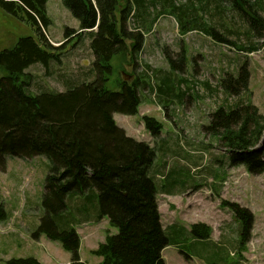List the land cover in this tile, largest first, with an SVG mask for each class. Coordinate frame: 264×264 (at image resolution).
<instances>
[{
  "label": "trees",
  "instance_id": "1",
  "mask_svg": "<svg viewBox=\"0 0 264 264\" xmlns=\"http://www.w3.org/2000/svg\"><path fill=\"white\" fill-rule=\"evenodd\" d=\"M120 1L62 0L79 21L78 29L65 28L64 41L88 34L95 61L89 75L75 84L67 82L64 92L31 93L33 77L29 68L41 64L48 70L52 62H61L60 54L54 51H61L64 44L54 46L48 38L52 25L47 11L49 0H0L6 13L36 31V37H22L11 49L0 52V71L6 72L0 78V169H5L11 157L43 156L50 161L42 201L44 215L34 236L45 235L50 241L60 242L71 254L69 264H88L82 261L81 238L76 230L84 222L98 224L107 218L118 229L117 234L109 232L92 252L101 258L99 264H167L163 251L176 244L174 232L184 231L163 227L159 192L151 176L155 148L127 135L114 120L115 113L139 114L142 90L147 85L141 75L131 82L120 75L116 82L119 90L110 91L114 57L129 52L137 59L144 48L145 34L165 15L176 17L182 35L200 32L240 52H258L260 45L250 41L248 46H237L229 39L230 31L208 22V16L222 19L227 4L244 16L247 34L264 39V0H188L185 4L177 0H126V5ZM127 40H131L130 45ZM165 53L171 66L182 71L177 63H184V51L178 54L177 62L167 50ZM149 75V84L160 92V98L170 94L171 81L159 84L154 74ZM250 80L248 62L240 66L236 76L227 74L221 79L220 87L227 96L244 94L245 98L234 107H221L212 113L207 131L221 136L233 165L244 166L248 173L258 176L264 174V144L255 149L264 137V116L248 100ZM144 125L154 138L163 129L150 117L144 118ZM231 208L241 224L239 244L246 246L253 218L247 211ZM2 212L0 205V219ZM190 233L194 239L210 240L212 229L195 224ZM9 264L40 262L29 257L12 259Z\"/></svg>",
  "mask_w": 264,
  "mask_h": 264
},
{
  "label": "rangeland",
  "instance_id": "2",
  "mask_svg": "<svg viewBox=\"0 0 264 264\" xmlns=\"http://www.w3.org/2000/svg\"><path fill=\"white\" fill-rule=\"evenodd\" d=\"M150 1L153 0H147ZM187 1L177 0V3ZM120 2L127 3L126 0ZM47 11L52 20L47 35L54 46L64 44L61 51H54L60 54L62 61L52 62L48 70L41 64L29 68L28 73L33 77L31 93L64 92L67 82L75 84L85 79L95 61L88 34L64 41L65 28L78 29L79 21L62 0H49ZM243 17L227 4L222 19L208 16V22L215 23L222 31H230L229 39L237 46H248L250 41L260 45V50L253 55L220 44L200 32L182 35L176 17L165 15L151 32L145 34L144 48L137 59L128 52L112 60L114 75L108 89L113 92L119 90L116 82L123 74L133 76L132 80L128 78L129 82L137 78V74L146 76L145 82L150 80L147 74L150 71L156 81L164 74H170L172 78L173 90L161 98L160 92L155 91L154 95L148 85L144 87L139 114H114L115 122L127 135L155 148L151 176L159 192L163 227L167 231L171 226L184 230L174 232L176 244L164 250L167 264L218 263L217 258L208 257L212 250H219L218 247L228 251L223 264H264V174L254 176L244 166L233 165L231 153L220 142L221 136L207 131L212 124V113L221 107H234L245 98L244 94L227 96L220 87L221 79L227 74L236 76L245 62H248L251 74V98L248 100L264 116V39L252 38L253 33L247 34ZM131 23L134 28L133 19ZM140 28L146 30L143 26ZM27 36L36 37L35 29L0 7V52L11 49L20 38ZM130 43L131 40H127V45ZM165 50L174 62L184 51V63H177L182 66V71L171 66ZM5 75L6 72L0 71V78ZM167 100L169 102L164 105ZM145 117L162 124L159 137L154 138L147 131ZM263 139L255 149L263 146ZM49 166L50 161L43 156L33 159L11 157L7 159L5 169H0V205H3L0 264L29 257L36 258L40 264L70 262L71 254L60 242L50 241L45 235L34 236L44 215L42 201ZM231 207L247 211L253 218L251 239L244 244L246 246L239 244L241 224ZM195 224L209 226L211 239H194L190 230ZM76 230L81 237L80 255L88 264L101 262V258L92 252L105 241L109 232L118 233L107 218L98 224L84 222Z\"/></svg>",
  "mask_w": 264,
  "mask_h": 264
},
{
  "label": "crops",
  "instance_id": "3",
  "mask_svg": "<svg viewBox=\"0 0 264 264\" xmlns=\"http://www.w3.org/2000/svg\"><path fill=\"white\" fill-rule=\"evenodd\" d=\"M147 80L149 81V79H147ZM162 81H172V78L170 77V74H164L163 76H159V81H158L159 84H161ZM148 86H149V84H148ZM149 88H150V86H149ZM218 248H219V250H212L210 252V254L208 255V257H210V258H217V260H219L218 263L219 264H223V260H227L228 251L227 250H223L224 247H218ZM207 250H209V248ZM207 250H205V252H207ZM193 257H195V255ZM82 260L84 261L83 258H82ZM85 262H87V261H85ZM211 263L212 262H209L208 264H211Z\"/></svg>",
  "mask_w": 264,
  "mask_h": 264
},
{
  "label": "clouds",
  "instance_id": "4",
  "mask_svg": "<svg viewBox=\"0 0 264 264\" xmlns=\"http://www.w3.org/2000/svg\"><path fill=\"white\" fill-rule=\"evenodd\" d=\"M95 31H97V29H95ZM146 36V35H145ZM147 74L149 75V74H153V71H150V72H147ZM138 75H140V74H138ZM150 76V75H149ZM143 77V76H142ZM144 78V77H143ZM149 79V78H148ZM146 83H147V85L149 84V82L148 81H146ZM149 86H150V89L152 90V92L154 93V95H156V93L157 92H155L153 89H152V86H151V84H149ZM81 238V237H80ZM239 238H240V236H239ZM164 252V251H163ZM164 258V257H163ZM187 258V257H186ZM165 260V259H164ZM165 262H166V260H165Z\"/></svg>",
  "mask_w": 264,
  "mask_h": 264
},
{
  "label": "water",
  "instance_id": "5",
  "mask_svg": "<svg viewBox=\"0 0 264 264\" xmlns=\"http://www.w3.org/2000/svg\"><path fill=\"white\" fill-rule=\"evenodd\" d=\"M123 78L126 79V80H128V78L132 80L133 76L132 75L123 74Z\"/></svg>",
  "mask_w": 264,
  "mask_h": 264
},
{
  "label": "bare ground",
  "instance_id": "6",
  "mask_svg": "<svg viewBox=\"0 0 264 264\" xmlns=\"http://www.w3.org/2000/svg\"><path fill=\"white\" fill-rule=\"evenodd\" d=\"M137 140V139H136Z\"/></svg>",
  "mask_w": 264,
  "mask_h": 264
}]
</instances>
